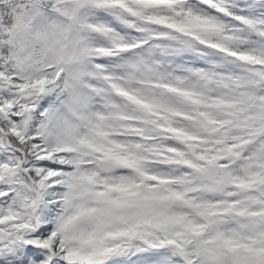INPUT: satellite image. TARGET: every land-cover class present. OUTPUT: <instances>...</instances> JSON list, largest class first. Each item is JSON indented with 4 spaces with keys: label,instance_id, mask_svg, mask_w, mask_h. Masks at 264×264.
Here are the masks:
<instances>
[{
    "label": "snow or ice",
    "instance_id": "6c2138e0",
    "mask_svg": "<svg viewBox=\"0 0 264 264\" xmlns=\"http://www.w3.org/2000/svg\"><path fill=\"white\" fill-rule=\"evenodd\" d=\"M0 264H264V0H0Z\"/></svg>",
    "mask_w": 264,
    "mask_h": 264
}]
</instances>
